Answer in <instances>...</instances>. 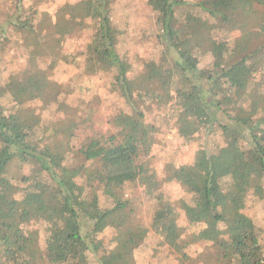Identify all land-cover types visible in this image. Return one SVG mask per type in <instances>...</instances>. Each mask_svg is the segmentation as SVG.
Returning a JSON list of instances; mask_svg holds the SVG:
<instances>
[{"label": "trees", "instance_id": "16d2710c", "mask_svg": "<svg viewBox=\"0 0 264 264\" xmlns=\"http://www.w3.org/2000/svg\"><path fill=\"white\" fill-rule=\"evenodd\" d=\"M40 1L15 0L8 28L0 27V53L14 45L36 62L15 105L44 106L8 112L18 74L0 72V264H135L150 232L160 252L179 246L188 261L181 214L207 229L204 264H264V230L247 213L264 195V0H146L161 49L137 76L119 56L112 0H68L51 19L38 14ZM78 39L75 52H61L64 40ZM55 61L111 75L109 91L121 102L105 132L83 136L81 121L66 115L75 110L65 102L72 89L47 73ZM51 105L57 110L44 117ZM153 106L167 112L166 135L196 144L190 163L166 165L188 196L179 206L151 167L155 128L145 108ZM75 151L82 164L68 168ZM15 161L30 167L23 187L10 177ZM138 186L158 203L146 226L124 199ZM107 230L114 237L103 243Z\"/></svg>", "mask_w": 264, "mask_h": 264}, {"label": "rangeland", "instance_id": "374dc122", "mask_svg": "<svg viewBox=\"0 0 264 264\" xmlns=\"http://www.w3.org/2000/svg\"><path fill=\"white\" fill-rule=\"evenodd\" d=\"M66 1L68 0H41L36 6V10L42 18L51 19L55 9ZM14 3L15 0H0V27L8 28L5 25L7 20L6 12H12ZM182 14H184L183 11L179 12V16H182ZM112 15L114 24L122 33L119 56L131 66V75L137 76L142 72L146 62L157 58L161 49L156 38L158 34V27L155 22L156 16L146 5V0H112ZM12 35L10 37H13ZM82 42H84V39L76 41L64 40L61 44V52L71 54L78 49ZM35 63L34 59L22 57L20 49L14 47V45H9L4 53H0V72L2 77L10 73L18 74V78L11 86V93L8 99L3 103L8 112L21 110L22 108L42 109L44 107L38 100L22 107H18L14 103L15 98L25 95L26 91L24 88L28 77L26 70L29 65ZM48 67L47 73L53 79H57L72 89V94L66 98L65 102L75 110L67 111L66 115L68 114L76 121H81L80 131L82 135L86 136L99 131L105 132L108 116L117 111V107L121 102V99L116 94L109 91L111 75L89 76V73L83 68L70 67L59 61H55V63L49 62ZM262 103L264 102L260 101L258 105ZM56 110L57 106L51 105L48 109L43 110L42 115L44 117L52 116V113H55ZM166 113L164 109L158 110L154 106L145 108V122L155 128L149 159L151 167L155 170L157 179L160 182L159 189L168 196L170 201L177 203L176 206H179L181 201L185 200L188 202V196L180 184L168 178L166 165L170 163H190L196 151V144L191 142L181 143L170 134H165ZM66 115L61 114L60 118H65ZM53 118H57V115L53 116ZM64 164L68 168L79 166L82 164V159L75 151L67 155ZM10 169V177L14 180L12 183L23 187L19 179L22 176L29 175L30 167L21 166L15 161L11 164ZM143 190L142 187L138 186L132 193H127L124 199L127 202V209L133 212L134 216L146 226L149 224L158 203L149 197H145ZM247 213L264 230V195H261L253 206L248 208ZM177 226L181 239L192 243V246L186 252L190 260L185 261L182 258L179 246H176L171 255L166 251L160 252L156 236L153 237V233L150 232L146 247L142 246L134 254L135 264H204L205 254L210 253V246L212 245L202 241V239L207 238L204 232L207 229L187 222L183 214L180 215ZM113 237L114 232L107 230L99 239L103 243H108ZM220 242L221 247L226 250V240L222 238ZM210 264L216 263L211 262ZM219 264H227V262Z\"/></svg>", "mask_w": 264, "mask_h": 264}]
</instances>
